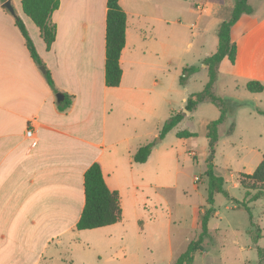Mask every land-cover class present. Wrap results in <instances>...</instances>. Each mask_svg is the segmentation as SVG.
<instances>
[{
	"label": "crops",
	"instance_id": "1",
	"mask_svg": "<svg viewBox=\"0 0 264 264\" xmlns=\"http://www.w3.org/2000/svg\"><path fill=\"white\" fill-rule=\"evenodd\" d=\"M5 1L0 0V264H72L64 255L83 243L82 248L88 246L86 237L111 236L119 229L118 222L76 229L84 206L86 169L100 164L108 188L119 193L121 209L123 196L137 194L140 185L132 171V155L159 136L163 125L156 116L157 121L144 126L155 116L145 106L161 96L162 80L154 74L163 70L155 57L176 46V34H156L155 24L172 22L176 0H119L126 29L116 87L105 84L107 0H59L51 15L56 36L49 48L24 14L21 0H9L13 14L3 7ZM248 3L252 13L242 14L230 31L235 61H222L226 59L238 77L264 87V0ZM193 5L199 20L215 11L212 16H219L221 23L233 0ZM14 15L22 18L56 93L32 60ZM58 92L72 96L66 111L57 108ZM158 142L148 159L138 163L143 171L151 157L167 155ZM200 211L196 210L197 217ZM75 229L85 233V240Z\"/></svg>",
	"mask_w": 264,
	"mask_h": 264
},
{
	"label": "rangeland",
	"instance_id": "2",
	"mask_svg": "<svg viewBox=\"0 0 264 264\" xmlns=\"http://www.w3.org/2000/svg\"><path fill=\"white\" fill-rule=\"evenodd\" d=\"M194 1L203 2L176 0L172 22L155 24L156 34H176V46L155 57L163 70L154 74L162 80L161 96L156 97L155 104L145 106L154 111L155 116L146 120L144 126L157 121V117L163 124L172 110H182L185 114L163 138L150 139L153 145L160 141L158 145L167 155L151 157L144 171L142 165L130 161L140 186L132 198L123 196L122 218L116 224L118 232L111 236L93 233L86 237L88 246L82 248L83 243L64 255L69 263L174 264L201 231V214L208 206L204 175L208 155L207 124L217 119L220 111L213 103L205 101L194 111L185 112L183 97L201 91L208 80V70L202 62L216 50L215 31L220 22H217L219 16H212L215 11L210 15L204 13L199 20ZM249 2L253 4L255 0ZM189 65L199 69L182 85V69ZM248 81L233 73L226 59L221 62L213 92L229 101L230 110L218 127L213 162L215 173L224 178V188L229 195H214L215 214L208 222V236L192 264H264L257 252L259 247H264V197L250 201V195L239 184V173H252L264 155V89L251 92L246 88ZM165 89H169L167 94L163 93ZM231 126L232 132L227 133ZM181 130L194 135L190 139L180 138L176 134ZM244 203L250 208L252 221L261 229V237L256 242L249 233L250 219ZM201 209L197 217L196 210ZM75 231L79 239L85 240V233Z\"/></svg>",
	"mask_w": 264,
	"mask_h": 264
},
{
	"label": "trees",
	"instance_id": "3",
	"mask_svg": "<svg viewBox=\"0 0 264 264\" xmlns=\"http://www.w3.org/2000/svg\"><path fill=\"white\" fill-rule=\"evenodd\" d=\"M2 2L5 0H1ZM59 0H21L22 10L33 23L38 27L40 36L49 48L56 36V25L51 20V15L59 7ZM106 31H105V84L107 87H116L120 84L122 69L120 67V54L125 46L126 13L119 4V0H107ZM252 6L248 0H233V7L228 18L224 19L216 30L218 38L217 49L211 55L203 59V64L208 70V80L203 89L199 92L191 93L187 96L184 108L188 112L194 111L197 106L205 101L213 103L220 111L219 117L207 124L206 136L208 138V155L206 158V169L204 175L207 178V203L208 206L202 211L200 218V233L198 237L191 240L185 251L177 258L174 264H192L196 253L203 249V241L208 236V222L215 214L214 195L222 193L228 197V192L224 188V178L215 173L214 156L216 145L219 139L218 127L227 117L230 110L229 101L214 94L213 88L217 78L221 61L227 58L230 63H234L236 55V45L231 40V27L236 23L242 14H251ZM15 25L19 29L29 54L38 66H44L43 75L56 93L52 75L45 66L37 48L20 16L14 15ZM198 66L189 65L182 69L180 83L186 85L188 78L198 71ZM246 88L251 92L263 91V85L259 81L250 80L246 83ZM72 104V96L64 93V99L57 103L60 111H66ZM182 110L175 111L167 118L159 130V137L163 138L171 131L184 117ZM231 126L227 133H231ZM180 138H188L194 134L188 130L178 131L176 134ZM153 147L152 143L140 146L132 155L135 163H144ZM239 184L246 189V194L250 195L249 200L253 201L264 197V155L260 163L252 173H239ZM84 206L80 217L75 225L78 230L95 229L107 225H112L121 220L122 209L120 196L117 190H110L105 183L101 166L98 162L92 163L84 173ZM250 190L255 192L251 194ZM243 207L249 214V233L256 242L261 237V229L252 221V214L247 204ZM258 257L264 262V247L257 249Z\"/></svg>",
	"mask_w": 264,
	"mask_h": 264
},
{
	"label": "water",
	"instance_id": "4",
	"mask_svg": "<svg viewBox=\"0 0 264 264\" xmlns=\"http://www.w3.org/2000/svg\"><path fill=\"white\" fill-rule=\"evenodd\" d=\"M3 7H5L7 10H9V12H11V13L13 14V8H12V6H11L9 0H7V1H5V2L3 3ZM39 68H40L41 71H44V66H40ZM63 99H64V94H63L62 92H58V93L56 94V100H57V102H60V101H62ZM184 111L187 112L186 109H184Z\"/></svg>",
	"mask_w": 264,
	"mask_h": 264
},
{
	"label": "built area",
	"instance_id": "5",
	"mask_svg": "<svg viewBox=\"0 0 264 264\" xmlns=\"http://www.w3.org/2000/svg\"><path fill=\"white\" fill-rule=\"evenodd\" d=\"M30 133H31L30 130H28V131H27V134L30 135Z\"/></svg>",
	"mask_w": 264,
	"mask_h": 264
}]
</instances>
